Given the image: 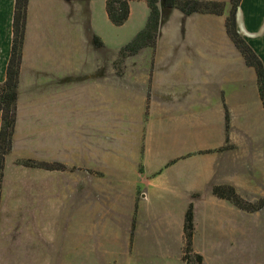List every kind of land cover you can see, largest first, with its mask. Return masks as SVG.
<instances>
[{
  "label": "crops",
  "instance_id": "1",
  "mask_svg": "<svg viewBox=\"0 0 264 264\" xmlns=\"http://www.w3.org/2000/svg\"><path fill=\"white\" fill-rule=\"evenodd\" d=\"M211 1L225 2L224 12L187 15L160 2L156 43L124 59L113 108V61L102 40L93 43L111 24L105 0H28L0 264H26L32 228L42 264H184L189 208L201 264H240L239 244L255 234L250 216L264 207L246 212L212 190L229 186L250 202L264 196V107L254 68L226 32L229 0ZM14 3L0 0V82ZM147 15L145 0H129L124 34L134 36ZM236 26L264 67V0H241Z\"/></svg>",
  "mask_w": 264,
  "mask_h": 264
},
{
  "label": "trees",
  "instance_id": "2",
  "mask_svg": "<svg viewBox=\"0 0 264 264\" xmlns=\"http://www.w3.org/2000/svg\"><path fill=\"white\" fill-rule=\"evenodd\" d=\"M241 0H229L230 10L225 20L227 35L240 51L245 63L255 70L259 96L264 107V67L261 60L239 34L236 26V14ZM148 7V15L144 27L139 30L133 38L118 52L114 61V67L118 68L127 56L137 53L144 47H153L159 31L160 24V2L167 8L177 9L184 14L207 13L220 15L225 10V2L211 0H145ZM28 0H15L12 20V42L6 67V78L0 82V193L3 178L5 157L11 151L12 137L16 119V104L19 87V74L23 53V42L27 19ZM105 10L110 23L121 26L129 16V0H105ZM97 46L100 42L94 39ZM17 164L44 169H60L61 165L48 164L30 159H19ZM213 194L228 200L235 207L254 212L264 207V196L255 202H250L229 186H216ZM184 260L186 264H201V256L192 251L191 241L194 233L193 213L189 208L185 213L184 224Z\"/></svg>",
  "mask_w": 264,
  "mask_h": 264
},
{
  "label": "rangeland",
  "instance_id": "3",
  "mask_svg": "<svg viewBox=\"0 0 264 264\" xmlns=\"http://www.w3.org/2000/svg\"><path fill=\"white\" fill-rule=\"evenodd\" d=\"M110 24V23H109ZM109 28L104 30V34L102 35L103 38H98L100 42V45H102L101 40L104 42L105 46L101 51L106 55V57L110 56L112 58L113 64L114 61L118 57V52L122 46L127 44L133 36H126L123 32L124 27L120 26H114L112 24L108 25ZM94 45L98 48L93 40ZM100 50V49H97ZM112 64L113 68V75H112V80H111V94H112V107L117 108L118 107V100H119V94H120V79H119V73L121 70V67L119 65L118 68L114 67ZM67 94V92L65 93ZM72 94H85L84 91H78L76 93ZM68 96H65V103L64 105H68L67 103ZM121 121L120 115L117 112L115 115H113L112 122L119 124ZM260 197H257L255 201H257ZM251 201V202H255ZM251 219H254L255 221V234L254 237L251 238L249 242H241L239 244V261L240 264H244V260L242 257L245 255H248L250 259H253L252 264H264V261L261 262L260 259L264 260V211L261 212V214H251L250 216ZM45 233L48 234L49 236L52 235L55 232V228H51L48 226L47 228H43ZM40 229H30L26 233V239L28 242L31 243V250L33 251L30 257H26L25 259L22 258V262L26 264H42L40 258H39V253H38V248H39V238H40ZM70 232V227L69 226H64L63 227V233L68 234ZM44 234V233H43ZM33 244L34 249L37 248V251L34 252L33 249ZM18 261L20 260H14V264H18ZM70 261V260H69ZM194 264V263H193Z\"/></svg>",
  "mask_w": 264,
  "mask_h": 264
},
{
  "label": "water",
  "instance_id": "4",
  "mask_svg": "<svg viewBox=\"0 0 264 264\" xmlns=\"http://www.w3.org/2000/svg\"><path fill=\"white\" fill-rule=\"evenodd\" d=\"M184 264H186V261L184 262Z\"/></svg>",
  "mask_w": 264,
  "mask_h": 264
}]
</instances>
